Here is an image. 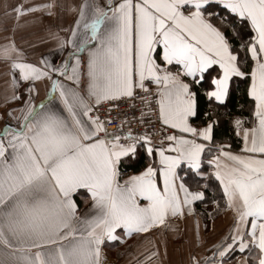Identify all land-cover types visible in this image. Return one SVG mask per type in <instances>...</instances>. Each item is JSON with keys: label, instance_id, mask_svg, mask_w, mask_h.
Wrapping results in <instances>:
<instances>
[{"label": "snow or ice", "instance_id": "6c2138e0", "mask_svg": "<svg viewBox=\"0 0 264 264\" xmlns=\"http://www.w3.org/2000/svg\"><path fill=\"white\" fill-rule=\"evenodd\" d=\"M35 13L70 20L46 26L38 42L54 48L33 62L16 33ZM2 15L0 264H110L107 249L153 231L134 264H163L169 237L188 245L178 264H264V0H44ZM241 82L247 114H233ZM136 99L143 130L115 124ZM224 115L238 151L215 138ZM221 212L228 231L204 246L200 217L207 231Z\"/></svg>", "mask_w": 264, "mask_h": 264}, {"label": "crops", "instance_id": "0c3cea01", "mask_svg": "<svg viewBox=\"0 0 264 264\" xmlns=\"http://www.w3.org/2000/svg\"><path fill=\"white\" fill-rule=\"evenodd\" d=\"M27 2L31 3H42L44 0H0V43L3 42L2 37L7 35V32L3 31L2 29L5 26H11L12 19L5 18L2 13L5 10V5L8 6H15L18 3ZM35 17H40V20H35ZM35 20V22H34ZM55 21V23H63L67 24L70 20V17L67 15H63L58 13L56 18L48 17V16H41L40 13H35L32 15H28L22 18V23L27 21V25L18 30L16 33L17 43L24 48L26 56L30 61H37L40 58V55L48 54L50 49L54 48V44L51 41H47L45 43H39L38 37H45V28L46 26ZM42 21V22H41ZM29 45H34V47H30ZM54 59L58 60L59 56L54 55ZM3 65H0V113L4 110V105L2 103V98L5 93V89L8 87L6 84L7 77H5L3 73ZM45 93V84H40V96L42 97ZM40 97H38L39 99ZM3 121L0 120V124ZM219 132L217 131V135L215 133V138L218 141L229 140V138H225L219 136ZM223 135V132H221ZM224 136V135H223ZM231 140V139H230ZM237 143V142H236ZM232 149L234 151H238L239 147H234V143L231 140ZM238 144H236L237 146ZM146 161L141 159L135 166L122 168V171L131 174L135 171H139L145 165ZM211 194V192H209ZM82 196L84 197L83 200H79L81 207L86 206V199L87 194L82 191ZM213 205L211 203H207L205 205H201L197 203L196 208L198 213H207L213 212ZM201 239L205 242L204 246L211 245L218 241L227 231L231 221L230 215H225L224 213H213V219L208 220V229L207 231L204 230V223L205 217L201 216ZM180 227L184 230V236L186 239L191 240L193 236V229H194V220L192 218H186L180 222ZM162 237L156 231H153L150 236L145 238L144 235L133 236L128 239L124 244L116 243L111 248L107 249V257L110 264H134L133 256L137 255L138 253L145 252L146 249L150 247L149 241H160ZM181 247L180 240H174L169 237L167 242V257H164V247L161 245L160 247V260L163 261V264H178L181 259L186 258V251L188 249V245H183V252H178L177 249ZM199 252H203V248L197 249ZM208 254V253H205Z\"/></svg>", "mask_w": 264, "mask_h": 264}, {"label": "trees", "instance_id": "16d2710c", "mask_svg": "<svg viewBox=\"0 0 264 264\" xmlns=\"http://www.w3.org/2000/svg\"><path fill=\"white\" fill-rule=\"evenodd\" d=\"M245 86L246 85L243 82L240 83L239 90L237 91V93H235L233 95L232 102L229 104L228 110L230 112H232L233 114H238L241 111V108H240L241 105L244 106L243 111L245 114H247V102H246V99L243 98V89L245 88ZM205 109H207V104L202 101L201 102V110H205ZM228 119H229L228 116L224 115L223 125H222V127L218 128L215 133L217 135V131H218L220 133L219 136H222L225 138L227 137V138L231 139L232 142L234 143V147L238 148L239 143L236 140L234 133L232 132V130L229 126ZM221 132H223L224 136L221 134ZM236 144H238V145L236 146ZM209 195H212V193Z\"/></svg>", "mask_w": 264, "mask_h": 264}, {"label": "built area", "instance_id": "2783aa9c", "mask_svg": "<svg viewBox=\"0 0 264 264\" xmlns=\"http://www.w3.org/2000/svg\"><path fill=\"white\" fill-rule=\"evenodd\" d=\"M132 104H135V108L131 106ZM107 105L105 106V108ZM105 111L104 108L101 109V112L103 113ZM140 111H141V103L139 99H136L135 101H132L130 103H120L118 109L113 110V117H114V122L115 124L120 123V118L123 116H127L129 120V127H131L134 131H142L143 127L138 124L135 120H133V115L136 117L140 116ZM110 128L112 125L109 126Z\"/></svg>", "mask_w": 264, "mask_h": 264}]
</instances>
